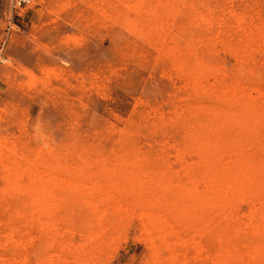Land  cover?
Segmentation results:
<instances>
[{
    "label": "rangeland",
    "instance_id": "374dc122",
    "mask_svg": "<svg viewBox=\"0 0 264 264\" xmlns=\"http://www.w3.org/2000/svg\"><path fill=\"white\" fill-rule=\"evenodd\" d=\"M10 3L0 264H264V0Z\"/></svg>",
    "mask_w": 264,
    "mask_h": 264
},
{
    "label": "built area",
    "instance_id": "2783aa9c",
    "mask_svg": "<svg viewBox=\"0 0 264 264\" xmlns=\"http://www.w3.org/2000/svg\"><path fill=\"white\" fill-rule=\"evenodd\" d=\"M10 4L12 8H21L28 6L30 4V0H11Z\"/></svg>",
    "mask_w": 264,
    "mask_h": 264
},
{
    "label": "bare ground",
    "instance_id": "6f19581e",
    "mask_svg": "<svg viewBox=\"0 0 264 264\" xmlns=\"http://www.w3.org/2000/svg\"><path fill=\"white\" fill-rule=\"evenodd\" d=\"M1 211H3V209L1 210ZM229 232V231H228ZM233 232V231H232ZM262 233V232H261ZM261 233H259V235L261 234ZM221 234V233H220ZM234 234V233H233ZM255 234V233H254ZM258 248V247H257ZM262 249V248H261ZM240 256V255H239ZM264 257V256H263ZM257 260V259H256ZM241 261V260H240ZM255 260L252 258V256H251V258H250V262L252 263V264H254V263H256V261L254 262ZM260 261V256H259V259H258V261L257 262H259Z\"/></svg>",
    "mask_w": 264,
    "mask_h": 264
},
{
    "label": "clouds",
    "instance_id": "9594fccd",
    "mask_svg": "<svg viewBox=\"0 0 264 264\" xmlns=\"http://www.w3.org/2000/svg\"><path fill=\"white\" fill-rule=\"evenodd\" d=\"M44 147H47V145H44Z\"/></svg>",
    "mask_w": 264,
    "mask_h": 264
}]
</instances>
